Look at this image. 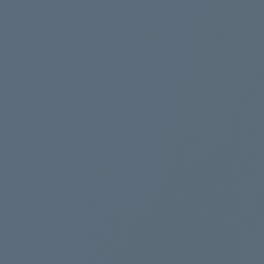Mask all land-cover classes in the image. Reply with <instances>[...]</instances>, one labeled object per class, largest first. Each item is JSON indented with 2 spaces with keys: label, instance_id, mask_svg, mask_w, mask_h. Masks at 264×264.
Segmentation results:
<instances>
[{
  "label": "water",
  "instance_id": "1",
  "mask_svg": "<svg viewBox=\"0 0 264 264\" xmlns=\"http://www.w3.org/2000/svg\"><path fill=\"white\" fill-rule=\"evenodd\" d=\"M0 264H264V0H0Z\"/></svg>",
  "mask_w": 264,
  "mask_h": 264
}]
</instances>
